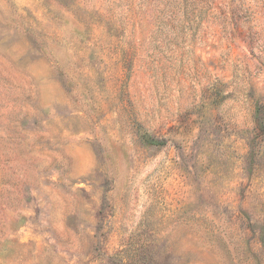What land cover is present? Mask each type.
<instances>
[{"label": "rangeland", "instance_id": "374dc122", "mask_svg": "<svg viewBox=\"0 0 264 264\" xmlns=\"http://www.w3.org/2000/svg\"><path fill=\"white\" fill-rule=\"evenodd\" d=\"M0 264H264V0H0Z\"/></svg>", "mask_w": 264, "mask_h": 264}]
</instances>
